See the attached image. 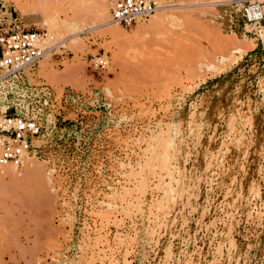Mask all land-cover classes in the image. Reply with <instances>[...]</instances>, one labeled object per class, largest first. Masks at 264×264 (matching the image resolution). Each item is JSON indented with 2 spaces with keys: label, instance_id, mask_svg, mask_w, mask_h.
<instances>
[{
  "label": "rangeland",
  "instance_id": "rangeland-1",
  "mask_svg": "<svg viewBox=\"0 0 264 264\" xmlns=\"http://www.w3.org/2000/svg\"><path fill=\"white\" fill-rule=\"evenodd\" d=\"M110 1L0 0L52 94L39 156L0 167V264H264V20L178 0L125 28Z\"/></svg>",
  "mask_w": 264,
  "mask_h": 264
},
{
  "label": "built area",
  "instance_id": "built-area-1",
  "mask_svg": "<svg viewBox=\"0 0 264 264\" xmlns=\"http://www.w3.org/2000/svg\"><path fill=\"white\" fill-rule=\"evenodd\" d=\"M178 0H111V20L125 28L149 19L162 6ZM243 7L238 27L252 33V25L264 20L263 5L256 0H240ZM36 34L21 27L17 18L0 22V167L20 170L26 160L39 156L34 142L44 130L52 94L46 87L32 89L26 83L25 70L33 69L44 55ZM104 69L101 56L92 59Z\"/></svg>",
  "mask_w": 264,
  "mask_h": 264
},
{
  "label": "bare ground",
  "instance_id": "bare-ground-1",
  "mask_svg": "<svg viewBox=\"0 0 264 264\" xmlns=\"http://www.w3.org/2000/svg\"><path fill=\"white\" fill-rule=\"evenodd\" d=\"M231 2H232V1H231ZM231 2H228V5H229V6H231ZM238 2H239V1H238ZM225 4H226V3H225ZM263 7H264V6H263ZM165 8H166V7L162 6L161 8H159V11L163 12V11L165 10ZM170 8H171V7H170ZM108 16H109V15H108ZM108 16L105 17V23H106V24L114 23V22L111 20V17H108ZM152 16H154V14H153ZM152 16H151V17H152ZM154 17L156 18V16H154ZM155 18H154V19H155ZM156 19H157V18H156ZM115 24H117V23H115ZM226 27H227V26H226ZM38 39H39V38H38ZM41 39H43V38H41ZM43 41H46V40L44 39ZM38 42L40 43L41 40L39 39ZM42 43H43V42H42ZM45 43H46V42H45ZM43 44H44V43H43ZM47 44H48V42H47ZM47 44H46V45H47ZM46 45H45V46H46ZM54 46H55V45H54ZM48 49H49V48H47V50H48ZM47 50H46V49L44 50V53H45V54H46ZM43 56H45V55H43Z\"/></svg>",
  "mask_w": 264,
  "mask_h": 264
},
{
  "label": "crops",
  "instance_id": "crops-1",
  "mask_svg": "<svg viewBox=\"0 0 264 264\" xmlns=\"http://www.w3.org/2000/svg\"><path fill=\"white\" fill-rule=\"evenodd\" d=\"M15 11V10H14ZM23 16H25V17H31V16H34V15H39L41 18H42V16H41V14L39 13V12H28V13H24V14H22ZM32 21H33V19H32ZM39 24V23H38ZM37 24V25H38ZM36 25V26H37Z\"/></svg>",
  "mask_w": 264,
  "mask_h": 264
}]
</instances>
